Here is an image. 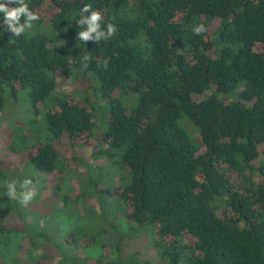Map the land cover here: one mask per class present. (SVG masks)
Masks as SVG:
<instances>
[{"label": "trees", "instance_id": "obj_1", "mask_svg": "<svg viewBox=\"0 0 264 264\" xmlns=\"http://www.w3.org/2000/svg\"><path fill=\"white\" fill-rule=\"evenodd\" d=\"M26 3L41 18L19 38L5 31L0 13V111L20 101L36 116L39 106H53L42 113L43 141L29 146L34 151L24 147L33 183L35 173L64 174L56 144L92 138L101 128L98 140L111 150L105 158L126 174L114 194L127 218L162 242L159 264H264V0ZM86 4L103 13L102 27L117 26L112 38L77 39ZM46 7L53 10L47 19ZM200 23L208 30L194 35ZM73 74L92 91L83 100L55 92L56 78ZM184 118L198 144L181 126ZM18 136L24 146L23 130ZM12 203L5 198L0 219L12 214ZM21 223L16 231L0 221V254L14 248L25 256L7 252L16 264H49L44 231L26 217ZM56 264L86 263L62 251Z\"/></svg>", "mask_w": 264, "mask_h": 264}, {"label": "rangeland", "instance_id": "obj_2", "mask_svg": "<svg viewBox=\"0 0 264 264\" xmlns=\"http://www.w3.org/2000/svg\"><path fill=\"white\" fill-rule=\"evenodd\" d=\"M44 10L46 12L42 16L47 19L53 10L50 7ZM45 29V26H41L38 32ZM60 48L67 50L68 46L62 43ZM55 92H65L69 98L83 100L92 91L86 89L83 78L73 74L71 79L62 76L56 78ZM107 105L106 100L97 105V124L101 121L98 117L105 113ZM40 107L36 116L26 111L20 101L13 106V111H0V212L6 210L4 201L8 197L3 191L6 182H20L30 178L32 174L33 170L27 165L24 147L27 146L25 148L28 149L39 140L43 141L45 132L42 130V113L50 108L53 110L50 103ZM29 122H35L32 137L29 136ZM180 124L190 133L192 142L198 144V132L191 122L184 118ZM19 130H23V138L28 139L24 146V141L19 136L14 138ZM101 130L97 129L92 138L81 136L70 141L64 139L56 144L62 157L66 159L64 174L60 176L52 173L45 176L44 173H35L37 202L32 201L28 207H24L19 201L12 200L11 205L15 210L10 216L5 211L0 221L16 231L21 229L24 217L28 222L38 224V229H42L49 240L43 248L47 250L49 264H56L62 251L73 253L86 264H159L157 255L162 250L161 241L151 229L139 227L130 221L125 205L114 194L116 187L124 182L126 174L119 167L112 166L110 159L105 158L111 150L109 146L99 142ZM192 131L197 132L196 136ZM101 150H104L102 155ZM191 241V238L183 239V243L187 245ZM7 252L13 253L12 257L20 254L21 260L25 258L14 248ZM7 252L0 254V264H16V259L8 260Z\"/></svg>", "mask_w": 264, "mask_h": 264}, {"label": "clouds", "instance_id": "obj_3", "mask_svg": "<svg viewBox=\"0 0 264 264\" xmlns=\"http://www.w3.org/2000/svg\"><path fill=\"white\" fill-rule=\"evenodd\" d=\"M13 4L16 6H10ZM0 13H3L5 31L12 33V36L17 38L31 30L33 23L41 18L37 12L30 9L26 0H4V2H0ZM103 20L104 15L101 11L93 10L90 4L84 5L80 9V19L77 21V25L83 30L78 32L77 39L83 44H87L90 41L98 43L112 38L118 28L115 24L108 23L105 29L102 27ZM207 30L203 23L195 25L192 29L194 35H202ZM90 59L89 52L84 51L81 55L84 68L88 67ZM109 60L110 58L104 59L102 64L104 69L108 68ZM5 187L7 189L6 196L11 200L19 201L24 207H28L37 194L31 178H25L20 182L16 180L6 182Z\"/></svg>", "mask_w": 264, "mask_h": 264}]
</instances>
